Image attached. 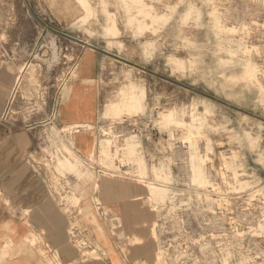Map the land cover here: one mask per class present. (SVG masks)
I'll return each mask as SVG.
<instances>
[{
	"label": "rangeland",
	"instance_id": "rangeland-1",
	"mask_svg": "<svg viewBox=\"0 0 264 264\" xmlns=\"http://www.w3.org/2000/svg\"><path fill=\"white\" fill-rule=\"evenodd\" d=\"M88 47L97 121L59 126ZM0 69L2 121L49 117L23 164L30 193L68 215L74 257L131 264L142 247L143 264H264V0H0ZM77 127L94 137L84 154ZM122 180L147 209L135 238L101 206L102 183Z\"/></svg>",
	"mask_w": 264,
	"mask_h": 264
},
{
	"label": "crops",
	"instance_id": "crops-1",
	"mask_svg": "<svg viewBox=\"0 0 264 264\" xmlns=\"http://www.w3.org/2000/svg\"><path fill=\"white\" fill-rule=\"evenodd\" d=\"M100 58V52L94 48H85L81 53L76 64L79 77L69 85L70 92L67 100L58 105L60 108V114H57L59 126L96 123L98 104L95 93L98 89L96 79L99 74ZM1 73L0 69V87H2L0 88V108L4 106L5 91L11 85L8 79L1 77ZM92 95L95 101L90 103L88 98ZM6 122L8 121H2L0 117V143H2L0 146V264H54L49 258H53L54 255L67 263L86 264L74 257V250L67 241L69 225L65 221L68 215L66 216L61 209L54 206L53 198L46 192L39 176L36 180L46 192L45 195L34 196L28 190L29 174L24 169V156L28 151H32L33 144H35L36 136L32 130L37 129V132L44 134L42 128L49 124V117H42L28 128ZM79 129L80 127H77L74 130L75 145L80 154H84L85 148L92 146L94 137L88 131ZM79 135H85L83 142L78 141ZM30 181L33 183L32 178ZM106 189H120L123 194L115 198L107 194ZM83 190H88V188ZM102 192V208L110 215L120 217L128 239L129 237L135 238L134 233L139 235V230L145 227V222L132 223L131 218L133 213L147 210L141 200L143 199L141 185L127 180L104 181ZM86 226L92 230L99 243L103 244L105 238L99 236L98 227L92 223H87ZM98 226L108 234L106 228L99 222ZM147 231L149 232V229ZM32 235L40 236V241L31 243ZM9 243L11 247L6 249ZM152 250L154 253L153 248ZM132 255L134 258L130 260L131 264H143L146 252L142 247H138ZM120 259L125 264V260ZM109 263L122 264L117 261Z\"/></svg>",
	"mask_w": 264,
	"mask_h": 264
}]
</instances>
